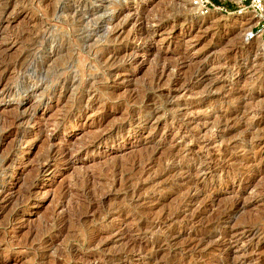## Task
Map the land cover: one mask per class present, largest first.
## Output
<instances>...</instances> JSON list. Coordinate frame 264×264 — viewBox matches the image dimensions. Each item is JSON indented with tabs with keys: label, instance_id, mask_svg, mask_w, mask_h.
Segmentation results:
<instances>
[{
	"label": "rangeland",
	"instance_id": "obj_1",
	"mask_svg": "<svg viewBox=\"0 0 264 264\" xmlns=\"http://www.w3.org/2000/svg\"><path fill=\"white\" fill-rule=\"evenodd\" d=\"M209 1L0 0V264H264V36Z\"/></svg>",
	"mask_w": 264,
	"mask_h": 264
},
{
	"label": "bare ground",
	"instance_id": "obj_2",
	"mask_svg": "<svg viewBox=\"0 0 264 264\" xmlns=\"http://www.w3.org/2000/svg\"><path fill=\"white\" fill-rule=\"evenodd\" d=\"M239 1V0H238ZM149 2V1H148ZM154 2V0H152V3ZM166 3V2H165ZM151 5V4H150ZM153 5V4H152ZM158 5V4H157ZM157 5H155V7H157ZM7 6V5H6ZM159 6V5H158ZM154 7V8H155ZM165 7V6H164ZM100 9H102V8H104V7H102V5H101V7H99ZM99 9V10H100ZM153 9V8H152ZM155 9H157V8H155ZM160 9V8H159ZM162 9H163V7H162ZM165 9V8H164ZM99 10H98V12H99ZM104 10V9H103ZM122 10H124V8H122ZM158 10V9H157ZM161 10V9H160ZM100 11H102V10H100ZM159 11V10H158ZM119 12V11H118ZM130 12V11H129ZM128 11H126V13L124 12L123 14H125V15H121L120 17H117V18H115L116 19V21L118 22H116L115 23V25L116 24H118V25H120L121 24V22H127L130 18H132V17H136V15L138 14L139 16H137V17H140V15H143V11H139V12H135V11H133V13H129ZM153 12H155L154 10H152V11H150V13L152 14ZM161 13H162V11H161ZM105 14V13H104ZM147 14V13H146ZM149 14V13H148ZM156 14H158V13H156ZM155 15V14H154ZM153 15V16H154ZM119 16V15H118ZM151 16V15H150ZM158 16V15H157ZM239 16H242V17H249V18H247V19H249V20H251V17L248 15V14H246V15H242L241 13H239ZM145 17H147L148 18V15H145ZM155 17V16H154ZM114 18V17H113ZM91 19V18H90ZM114 19V20H115ZM141 19V18H140ZM140 19H138L137 18V20H140ZM143 19V18H142ZM151 19H152V17H151ZM136 21V20H135ZM148 21H149V19H148ZM129 22V21H128ZM134 22V21H133ZM141 22V21H140ZM132 23V22H131ZM146 23V22H145ZM133 24V23H132ZM132 24H131V26H132ZM117 25V26H118ZM128 25V24H127ZM141 27V26H140ZM149 27V26H148ZM117 28H119V26L117 27ZM124 28V27H123ZM151 28V27H150ZM150 28H148V29H150ZM140 29V28H139ZM142 29V28H141ZM143 29H146L145 27L143 28ZM114 31V30H113ZM138 31V30H137ZM141 31V30H140ZM112 32V31H111ZM123 32V31H122ZM133 32V31H132ZM146 32H148V31H146ZM124 33V32H123ZM141 33H143V32H141ZM149 33V32H148ZM120 34V33H119ZM138 34V33H137ZM118 35V34H117ZM122 35V34H121ZM130 35V34H129ZM142 35V34H141ZM113 36V35H112ZM135 36V35H134ZM145 36H147V35H145ZM145 36H143V37H145ZM151 36V35H150ZM116 36H114L113 38H115ZM132 37V36H131ZM143 37H141V38H143ZM121 38V37H120ZM130 38V37H129ZM144 39V38H143ZM151 39V38H150ZM131 41V40H130ZM134 41V40H133ZM151 45V44H150ZM126 47V46H125ZM150 48V47H149ZM148 48V45H146V47L144 48V49H141V50H131L132 52L130 53V54H127L126 56H128L129 58H130V64H137V65H142L143 64V60L141 59L142 57H145V56H147V55H153V54H150L151 53V51H150V49ZM129 53V52H128ZM113 57H114V55H113ZM119 57V56H118ZM114 59V58H113ZM125 59H127V58H125ZM141 59V60H140ZM110 60H112V59H110ZM159 60V59H158ZM115 61H116V59H115ZM128 61V62H129ZM156 64V63H155ZM158 64V63H157ZM160 64V63H159ZM162 64V63H161ZM163 64H164V62H163ZM171 64H173V63H171ZM168 65V67H169V64H167ZM161 66V65H160ZM198 66V65H197ZM173 67V66H172ZM161 68H163L162 66H161ZM160 68V69H161ZM170 68V67H169ZM196 69V71L198 70L197 69V67L195 68ZM156 70V69H155ZM154 71V70H153ZM156 71H158V70H156ZM155 71V72H156ZM168 71V70H167ZM201 71V70H200ZM199 71V72H200ZM160 72H161V70H160ZM166 72V71H165ZM169 72V71H168ZM154 73V72H153ZM158 73V72H157ZM192 73H194V72H192ZM159 75V74H158ZM193 75V74H192ZM195 77H197V75L195 76ZM156 78H157V75H156ZM156 78H155V80H156ZM199 78V77H198ZM158 79V78H157ZM204 79V78H203ZM200 80V79H199ZM195 81V80H194ZM154 82H156V81H154ZM157 83V82H156ZM33 84V83H32ZM0 93H2V92H0ZM6 95H8V94H6ZM12 95V94H11ZM9 96V95H8ZM26 99L28 100H33L32 99V95L31 94H29V93H26V98L25 99H21V100H17L16 101V103H15V106H14V111H15V113H13V115L11 114V118H12V121H10L12 124H18V125H20V124H26V125H28V124H31V123H34V122H36V121H34V119H32V117L33 116H35V112L33 111V109H32V107H31V105H30V109L27 111V110H25L24 109V107L27 105L26 104ZM29 105V104H28ZM153 107V106H152ZM21 108H23L22 109V113L18 110V109H21ZM10 110H12L11 108H10ZM154 110V109H153ZM11 112V111H10ZM12 112H13V110H12ZM58 112V111H57ZM65 112H66V109H65ZM64 112V113H65ZM59 113V112H58ZM153 113V112H152ZM8 114V113H7ZM57 114V113H56ZM69 114V113H68ZM80 114V113H79ZM8 115H10V114H8ZM7 115V116H8ZM67 115V114H66ZM1 117V114H0V121L4 124V122H8V117ZM38 117H40V116H38ZM157 118V117H156ZM104 119V118H103ZM114 119H115V117H114ZM38 120V119H37ZM112 121V120H111ZM10 124V123H9ZM40 124V123H39ZM32 125V124H31ZM41 125V124H40ZM44 125V124H43ZM5 126V125H4ZM13 127V126H12ZM17 128V127H16ZM15 128V129H16ZM19 128V127H18ZM24 128V127H23ZM32 128V127H31ZM44 129V128H43ZM46 130V129H45ZM113 130V129H112ZM115 132V131H114ZM119 132V131H118ZM36 133V132H35ZM47 133V131L45 132V134ZM50 133V132H49ZM90 133V132H89ZM111 133V132H110ZM20 141L22 142L23 141V143H27L28 142V139H29V137L31 136V134L29 133V131H26V130H24V132L23 133H21L20 132ZM15 135V134H14ZM36 135V134H35ZM99 136V135H98ZM15 137V136H14ZM35 137V136H34ZM51 137V136H50ZM81 137V136H80ZM105 137V136H104ZM17 138V137H16ZM36 138V137H35ZM82 138V137H81ZM88 139V138H87ZM93 139H95L94 137H93ZM96 139H98V138H96ZM101 139V138H100ZM31 140V139H30ZM34 140V139H33ZM38 140V139H37ZM83 140V139H82ZM84 140H86V139H84ZM83 140V141H84ZM87 142H89L88 140H86ZM107 141V140H106ZM10 142V141H9ZM79 142V141H78ZM81 142V141H80ZM92 142V141H91ZM18 143V142H17ZM16 143V144H17ZM30 143H32V142H30ZM90 143V142H89ZM106 143V142H105ZM3 144V143H2ZM12 144V143H11ZM75 144V143H74ZM78 144V143H77ZM76 144V145H77ZM80 144V143H79ZM6 145H7V143H6ZM23 145V144H22ZM80 145H82V143L80 144ZM74 146V145H73ZM78 146V145H77ZM83 146V145H82ZM88 146V145H87ZM91 146V145H90ZM9 147V146H8ZM71 147H72V145H71ZM76 147V146H75ZM3 148H5V147H3ZM10 148V147H9ZM13 148V147H12ZM79 148V147H78ZM92 148H93V146H92ZM7 149V148H6ZM68 149V148H67ZM81 149V148H80ZM74 150V149H73ZM3 151H5V149L3 150ZM54 150H49L48 151V153L46 154V153H44V155L46 154V157H45V160H43V161H45V163H47L46 165H45V167L44 168H46L47 170L48 169H50L51 168V166H49V163H48V161L52 158V157H54L53 155H52V152H53ZM87 151V150H86ZM18 152V150L17 151H15V153H17ZM85 152V151H84ZM13 153V152H12ZM55 153V152H54ZM5 154V153H4ZM20 154V153H19ZM59 154V153H58ZM63 154H66L65 152L63 153ZM68 154V153H67ZM73 154V153H72ZM71 154V155H72ZM11 155V154H10ZM69 155H70V153H69ZM71 155H70V157L68 158V159H70L71 158ZM62 156V155H61ZM66 156L67 155H65V157L64 158H66ZM14 158V157H13ZM55 158V157H54ZM52 160V159H51ZM40 161H41V159H40ZM42 161V162H43ZM69 161V160H68ZM42 162H40V163H42ZM55 162V161H54ZM53 162V163H54ZM64 163V162H63ZM11 164V163H10ZM13 164V163H12ZM12 164L10 165V166H12ZM44 164V163H43ZM57 165V164H56ZM18 167V166H17ZM72 167V166H71ZM10 168V167H9ZM7 169V168H6ZM41 169V168H40ZM45 169V170H46ZM8 170V169H7ZM53 170V169H52ZM6 171V170H5ZM19 171V170H18ZM74 171V170H73ZM46 172V171H45ZM7 173V172H6ZM6 173H4V174H6ZM48 173V172H47ZM85 173V172H84ZM20 174V173H19ZM35 175H37V174H35ZM17 180V179H16ZM76 180V179H75ZM19 181V180H18ZM21 182H22V180H21ZM43 182V181H42ZM81 182V181H80ZM30 184V183H29ZM38 185V184H37ZM18 186V185H17ZM86 187V186H85ZM17 188V187H16ZM6 196L7 195H3L2 194V192H0V201L1 200H3V199H5L6 198ZM17 196V195H16ZM22 196H24V195H22ZM34 196V195H33ZM78 196V195H77ZM8 198V197H7ZM15 199H16V197H14ZM13 198V199H14ZM36 198V197H35ZM11 199H12V197H11ZM6 200V199H5ZM24 200V199H23ZM40 202V201H39ZM11 203V202H10ZM84 203V202H83ZM72 205V204H71ZM90 205V204H89ZM92 205H90V207H91ZM77 207V206H76ZM87 208V207H86ZM91 209H92V207H91ZM70 210H71V208H70ZM80 211H81V209H80ZM93 211V210H92ZM95 211V210H94ZM78 213V212H77ZM81 213H82V211H81ZM83 214V213H82ZM84 215V214H83ZM57 220V219H56ZM60 220V219H59ZM247 224V223H246ZM57 226V225H56ZM62 228V227H61ZM67 228V227H66ZM40 239V238H39ZM38 239V240H39ZM37 241V240H36ZM23 242H25V241H23ZM38 242V241H37ZM44 244V243H43ZM94 244V243H93ZM27 245V244H26ZM134 246V245H133ZM45 247V246H44ZM23 248V247H22ZM132 248V247H131ZM213 248V247H212ZM35 249V248H34ZM135 249V248H134ZM215 249V248H214ZM127 250V249H126ZM128 258V257H127Z\"/></svg>",
	"mask_w": 264,
	"mask_h": 264
},
{
	"label": "built area",
	"instance_id": "obj_3",
	"mask_svg": "<svg viewBox=\"0 0 264 264\" xmlns=\"http://www.w3.org/2000/svg\"><path fill=\"white\" fill-rule=\"evenodd\" d=\"M192 7L198 10L201 16H205L212 11L228 13L223 8L216 6L209 0H190ZM248 14L251 17L252 24L247 40L255 37L262 38L264 36V0H239L232 14Z\"/></svg>",
	"mask_w": 264,
	"mask_h": 264
}]
</instances>
